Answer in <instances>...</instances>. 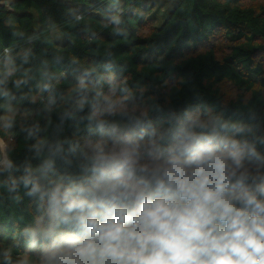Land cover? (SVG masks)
Wrapping results in <instances>:
<instances>
[{"label": "clouds", "instance_id": "obj_1", "mask_svg": "<svg viewBox=\"0 0 264 264\" xmlns=\"http://www.w3.org/2000/svg\"><path fill=\"white\" fill-rule=\"evenodd\" d=\"M17 71L11 63L0 69V97L12 98L9 83H27L12 79ZM93 71L78 80L74 111L60 117L90 109L83 142L38 138L32 147L42 163L7 185L34 198L39 215L22 234L37 254L14 260L13 247L0 246V264H264L258 126L187 112L153 122L126 98L114 100L115 85L105 93L100 80L89 83ZM0 120L6 130L15 123ZM9 152L0 138V171L13 166Z\"/></svg>", "mask_w": 264, "mask_h": 264}, {"label": "trees", "instance_id": "obj_2", "mask_svg": "<svg viewBox=\"0 0 264 264\" xmlns=\"http://www.w3.org/2000/svg\"><path fill=\"white\" fill-rule=\"evenodd\" d=\"M218 37L230 42L222 57L209 47ZM9 63L18 68L12 79L27 81L19 90L9 83L12 98L0 97V117L15 120L7 130L0 120L13 161L0 171V246H12L14 260L37 254L22 230L39 211L22 185L13 192L7 185L42 163L32 147L38 138L83 142L90 109L63 123L60 117L74 111L85 70H94L89 83L100 80L105 93L115 85L114 100L126 98L129 109L153 122L210 114L264 134V0H0V69ZM224 82L237 90L229 100Z\"/></svg>", "mask_w": 264, "mask_h": 264}, {"label": "rangeland", "instance_id": "obj_3", "mask_svg": "<svg viewBox=\"0 0 264 264\" xmlns=\"http://www.w3.org/2000/svg\"><path fill=\"white\" fill-rule=\"evenodd\" d=\"M148 28L150 29V27ZM210 46L215 49L218 57H222L223 55L228 53L230 42L226 40L224 37H218L216 40L211 41V43L209 44V47ZM221 88L226 97V100L233 98L237 93L236 88L231 83H228V82H224L221 85Z\"/></svg>", "mask_w": 264, "mask_h": 264}]
</instances>
